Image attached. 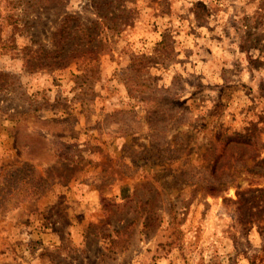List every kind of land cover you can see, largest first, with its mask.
I'll use <instances>...</instances> for the list:
<instances>
[{"label":"rangeland","instance_id":"rangeland-1","mask_svg":"<svg viewBox=\"0 0 264 264\" xmlns=\"http://www.w3.org/2000/svg\"><path fill=\"white\" fill-rule=\"evenodd\" d=\"M0 264H264V0H0Z\"/></svg>","mask_w":264,"mask_h":264},{"label":"trees","instance_id":"trees-1","mask_svg":"<svg viewBox=\"0 0 264 264\" xmlns=\"http://www.w3.org/2000/svg\"><path fill=\"white\" fill-rule=\"evenodd\" d=\"M73 18L72 16L70 17H67L64 22H63V25L61 26L59 32H60V38L58 39L57 43H56V46H57V49L54 51V52H51V53H48L47 55H67V53L71 50L74 49V47H76V49L74 50H77V45H72L71 44V40L73 39V37H70L69 36V28H70V25H67L65 23L68 22L69 19ZM103 18H105V15H103ZM89 44H92L93 41L90 39ZM73 46V47H72ZM85 54H94L93 52V47L88 49L87 51H84ZM69 55V54H68Z\"/></svg>","mask_w":264,"mask_h":264}]
</instances>
